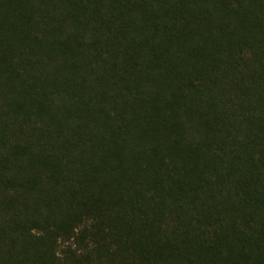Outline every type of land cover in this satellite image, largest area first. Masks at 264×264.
Instances as JSON below:
<instances>
[{"label": "trees", "instance_id": "16d2710c", "mask_svg": "<svg viewBox=\"0 0 264 264\" xmlns=\"http://www.w3.org/2000/svg\"><path fill=\"white\" fill-rule=\"evenodd\" d=\"M0 264H264V0H0Z\"/></svg>", "mask_w": 264, "mask_h": 264}]
</instances>
